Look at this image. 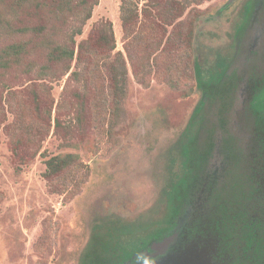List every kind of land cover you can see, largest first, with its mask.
I'll return each mask as SVG.
<instances>
[{
    "label": "rangeland",
    "instance_id": "rangeland-1",
    "mask_svg": "<svg viewBox=\"0 0 264 264\" xmlns=\"http://www.w3.org/2000/svg\"><path fill=\"white\" fill-rule=\"evenodd\" d=\"M124 1L100 0L76 39H89L101 21L113 24L115 53L124 55L131 84L112 135L105 121L96 125L92 109L79 124L76 90L90 93L68 76L41 80L0 70V264H83L105 245L117 249L144 231L178 223L180 205H173L176 214L168 200L191 170L190 145L195 154L213 146L209 172L220 165V148L250 137L251 108L264 97V0H205L187 8L184 0H128L140 20L160 24V39L152 35L147 54V47L131 52V60ZM20 107L29 112L30 136L19 130ZM67 154L78 162L68 176L47 177L46 160ZM236 172L234 178L251 179ZM207 191L191 188L183 214L206 207ZM192 245L191 264L201 260L197 242ZM208 254L202 256L211 262Z\"/></svg>",
    "mask_w": 264,
    "mask_h": 264
},
{
    "label": "trees",
    "instance_id": "trees-1",
    "mask_svg": "<svg viewBox=\"0 0 264 264\" xmlns=\"http://www.w3.org/2000/svg\"><path fill=\"white\" fill-rule=\"evenodd\" d=\"M184 1L187 8L205 0ZM99 3L100 0H0V70L41 80L60 81L68 76L69 80L82 85L83 93H90V97H86L76 90L74 105L79 124L83 123L80 116L92 109L96 125L105 121L102 127H107V133L112 135L121 123L131 84L124 55L115 53L113 24L101 21L95 25L89 39L79 44L76 41L83 35L84 27ZM123 9L125 50L131 60V52L138 54L147 47V54L152 35L160 39L159 23L140 20L137 8L129 5L128 0L124 1ZM200 17H195L192 27ZM144 21L147 22L142 24ZM192 38L191 33L190 49ZM164 54L160 53L157 58ZM194 67V77L199 85V71L196 64ZM135 78L143 81L140 73ZM143 85L148 84L143 81ZM35 102L39 103L38 100ZM36 109L40 110V104ZM251 109L254 122L248 141L233 142L232 147L223 145L218 168L205 171L206 161L214 150L212 145L207 154H195L190 145L191 170L176 184L175 191L170 194L171 200H168L173 211V205H180L181 216L194 195L191 188L209 190L202 193L206 207L197 212L192 210V216L184 225V234L191 244L197 242L200 249H205L209 258L215 259L218 256L213 253H219L221 259L227 253L226 259L231 264H264V97ZM57 110L60 111V105ZM28 115V110L20 107L18 124L22 135H28L31 127L27 125ZM49 117H52V110ZM59 127L61 122L57 119L56 128ZM76 159L72 154L47 159L46 176H68L78 163ZM238 169L248 173L251 179L234 178ZM229 188L236 192L230 193ZM212 190L215 193L210 192Z\"/></svg>",
    "mask_w": 264,
    "mask_h": 264
},
{
    "label": "flooded vegetation",
    "instance_id": "flooded-vegetation-1",
    "mask_svg": "<svg viewBox=\"0 0 264 264\" xmlns=\"http://www.w3.org/2000/svg\"><path fill=\"white\" fill-rule=\"evenodd\" d=\"M262 1L256 0L254 4L258 5ZM190 215L191 213L179 215L178 223L174 222L167 227L161 225L163 228H155L150 232L144 231L141 236H136L135 239L133 237L134 240L126 242L129 245L117 249H114L113 245H105L100 251L89 252L83 264H191L192 262H188L186 257L188 248L193 245L184 234L186 231L184 225ZM145 233L147 236L144 237ZM198 253V258L201 260L193 264H231L226 259L227 253L223 254L221 259L219 253H213L218 257L215 259L208 257L211 262L202 256V254H207L205 249L199 248Z\"/></svg>",
    "mask_w": 264,
    "mask_h": 264
},
{
    "label": "water",
    "instance_id": "water-1",
    "mask_svg": "<svg viewBox=\"0 0 264 264\" xmlns=\"http://www.w3.org/2000/svg\"><path fill=\"white\" fill-rule=\"evenodd\" d=\"M233 1V0H232Z\"/></svg>",
    "mask_w": 264,
    "mask_h": 264
}]
</instances>
